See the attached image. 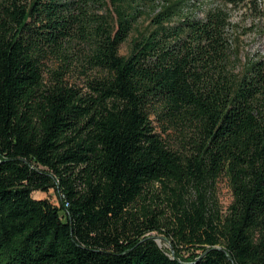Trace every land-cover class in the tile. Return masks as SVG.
I'll return each instance as SVG.
<instances>
[{
  "label": "trees",
  "instance_id": "obj_1",
  "mask_svg": "<svg viewBox=\"0 0 264 264\" xmlns=\"http://www.w3.org/2000/svg\"><path fill=\"white\" fill-rule=\"evenodd\" d=\"M190 2L0 0V264H264V56L228 12L264 0ZM166 206L198 253L145 235Z\"/></svg>",
  "mask_w": 264,
  "mask_h": 264
},
{
  "label": "rangeland",
  "instance_id": "obj_2",
  "mask_svg": "<svg viewBox=\"0 0 264 264\" xmlns=\"http://www.w3.org/2000/svg\"><path fill=\"white\" fill-rule=\"evenodd\" d=\"M214 1L215 0H191L189 10L193 15L203 17L206 9L213 5ZM196 7L198 9L197 11ZM260 7L264 8V3H261ZM141 8L144 9L143 6ZM228 12L231 14V21L242 27L241 32L231 36L233 42L239 46L240 65H243L249 58L264 56V10L255 11L242 5L231 7ZM137 22L145 26L147 23L146 15H140ZM130 40L131 39L122 45V54L128 53ZM33 196L36 198H47L56 205H60V196L53 188L48 192L34 191ZM214 197L218 200L222 211H227L228 206L233 200V194L228 179L225 176L220 177L218 180ZM165 208L167 210V216L164 219L165 225L162 227L163 229L149 231L145 235L154 237L159 246L171 256H174L177 250L185 257L190 256L193 252L198 253L200 250H197L196 246H192L191 244H178L177 239L173 237V233L169 231V228L172 227L170 222L173 217L171 207L166 206ZM177 245L179 246L177 247Z\"/></svg>",
  "mask_w": 264,
  "mask_h": 264
}]
</instances>
